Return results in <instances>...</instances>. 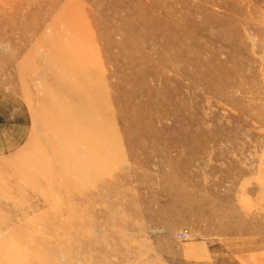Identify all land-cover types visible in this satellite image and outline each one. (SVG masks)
Instances as JSON below:
<instances>
[{
	"label": "rangeland",
	"instance_id": "1",
	"mask_svg": "<svg viewBox=\"0 0 264 264\" xmlns=\"http://www.w3.org/2000/svg\"><path fill=\"white\" fill-rule=\"evenodd\" d=\"M0 264H264V0H0Z\"/></svg>",
	"mask_w": 264,
	"mask_h": 264
},
{
	"label": "built area",
	"instance_id": "2",
	"mask_svg": "<svg viewBox=\"0 0 264 264\" xmlns=\"http://www.w3.org/2000/svg\"><path fill=\"white\" fill-rule=\"evenodd\" d=\"M181 236H182L183 238H185V237L188 236V234H187V232H183V233L181 234Z\"/></svg>",
	"mask_w": 264,
	"mask_h": 264
}]
</instances>
